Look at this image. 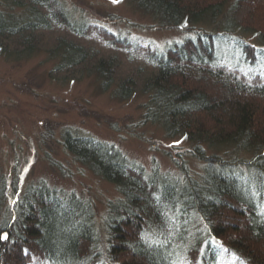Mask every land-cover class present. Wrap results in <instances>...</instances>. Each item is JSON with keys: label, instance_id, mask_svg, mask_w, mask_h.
<instances>
[{"label": "trees", "instance_id": "trees-1", "mask_svg": "<svg viewBox=\"0 0 264 264\" xmlns=\"http://www.w3.org/2000/svg\"><path fill=\"white\" fill-rule=\"evenodd\" d=\"M123 1L152 28L181 37L140 44L59 0H0V57L42 52L52 81L92 77L113 99L141 96V121L238 172L197 181L179 164L186 184L171 186V175L146 173L111 145L64 135L75 162L87 165L78 144L95 148H86L95 159L88 169L118 197L98 218L90 201L72 204L75 193L41 179L19 193L0 169V235L8 236L0 264H264V0Z\"/></svg>", "mask_w": 264, "mask_h": 264}, {"label": "rangeland", "instance_id": "rangeland-1", "mask_svg": "<svg viewBox=\"0 0 264 264\" xmlns=\"http://www.w3.org/2000/svg\"><path fill=\"white\" fill-rule=\"evenodd\" d=\"M59 1L67 9H75L77 16L96 21L115 34L128 35L140 44L149 41L162 47L181 37L175 30L152 28L150 20L133 11L123 0L118 3L113 0ZM249 39L254 41L252 36ZM31 56L19 61L0 57V169L9 184L17 183L19 193L29 183L41 179L61 193H75L78 199L72 204L90 201L96 216L102 218L108 200L118 197L116 187L88 169L95 159L89 157L86 148L91 152H95V148H82L78 144L77 157L86 160L87 165L75 162L60 145L64 135L90 137L111 145L128 164L146 173L155 168L160 174L171 175V186L176 179L186 184L185 178H180L179 164L197 181L207 173L221 176L229 172L228 176L233 177L238 172L193 155L184 136L167 137L157 125L141 121L145 98L133 95L124 101L113 99L111 90L100 92L99 81L95 82L92 77L69 83L52 81L48 71L53 62L42 52ZM96 152L102 156L104 164L111 160L103 154V147ZM219 152L232 151L219 149ZM204 155L213 154L205 150ZM95 168L101 170L103 166L99 163ZM183 189L177 191L180 193Z\"/></svg>", "mask_w": 264, "mask_h": 264}, {"label": "snow or ice", "instance_id": "snow-or-ice-1", "mask_svg": "<svg viewBox=\"0 0 264 264\" xmlns=\"http://www.w3.org/2000/svg\"><path fill=\"white\" fill-rule=\"evenodd\" d=\"M119 0H113V3H118ZM8 239V236L6 233L0 235V240H7Z\"/></svg>", "mask_w": 264, "mask_h": 264}]
</instances>
